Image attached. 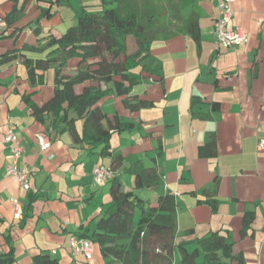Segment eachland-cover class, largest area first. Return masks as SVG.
Returning a JSON list of instances; mask_svg holds the SVG:
<instances>
[{"label":"crops","instance_id":"1","mask_svg":"<svg viewBox=\"0 0 264 264\" xmlns=\"http://www.w3.org/2000/svg\"><path fill=\"white\" fill-rule=\"evenodd\" d=\"M96 5L102 11L106 8L101 0H25L17 24L21 31L0 26V56L24 44L36 47V22L41 30L37 39L47 32L58 36L61 33H56L54 26L64 21V13L73 15L72 26L76 16L101 13ZM229 7L228 28L243 30L246 37L242 44L230 49L216 44L213 24L218 0H181L183 20L192 13L198 18L200 41L197 44L181 33L152 44L153 64L160 68L163 81L144 79L130 93L152 106L130 112L113 96L100 105L108 114L116 113L121 122L134 125L132 130L113 133L109 141L113 156L123 157L113 174L125 189L132 187V178L121 169L136 162L150 166L161 144V154L155 160L159 185L136 193L150 204L166 193L175 196L177 242L217 232L227 234L232 255L243 259L221 257L222 262L264 264V150L257 149L258 142L264 140V0H232ZM9 8V0H0V17ZM41 8H48L51 17L39 18ZM121 43L128 54L136 50L131 37ZM49 51L19 54L35 59ZM74 69L72 59L61 72ZM44 80V85L30 89L18 57L0 66V254L11 246L16 264H32L33 254L45 252L54 253L59 264H71L68 235L84 230L91 233L93 220L110 201L108 181L93 179L94 167L108 166L110 160L100 158L98 149L90 152L84 143L74 144L67 132L54 134L46 123L34 120L23 102L21 96L33 91L30 98L37 105L51 96L52 69ZM81 127L82 122L76 121L78 133ZM9 128L17 133L22 149L19 166L30 171L29 191H22L5 175L9 150L3 136ZM39 136L48 140L47 148L39 147ZM212 136L216 156L199 158L198 148ZM12 198L18 203L20 219L14 218ZM206 198L216 201L214 210L203 202ZM247 212L254 215L253 221L241 235L242 216ZM189 231L192 235H185ZM76 261L85 264L81 258ZM87 262L106 264L97 246ZM177 262L175 255L174 264ZM196 264H202L201 253Z\"/></svg>","mask_w":264,"mask_h":264},{"label":"trees","instance_id":"2","mask_svg":"<svg viewBox=\"0 0 264 264\" xmlns=\"http://www.w3.org/2000/svg\"><path fill=\"white\" fill-rule=\"evenodd\" d=\"M19 1L9 0V10L0 17L4 29L19 30L17 24L22 20L25 0L20 6ZM101 5L106 7L101 13L76 16L75 23L58 36L47 32L37 39L41 30L36 22L33 29L36 47L24 44L21 49L6 51L0 56V66L17 57L21 60L30 89L44 85L45 74L52 69L53 90L47 100L40 105L33 103L30 97L34 91L21 96L31 116L42 125L46 123V128L54 134L67 132L74 144L84 143L90 152L98 149L100 158L110 160L108 166L103 165L111 173L107 180L110 201L93 220L91 233L84 230L69 234L68 240L73 235L90 241L93 250L98 247L106 264H174L175 255L178 256L177 264H196L199 253L202 254V264H227L221 261V257L241 262L240 255H232L233 245L227 234L217 232L176 242L177 204L174 195L166 193L153 204L137 195L136 192L141 190H154L160 183L155 160L161 154V144H158L150 166L136 162L121 169V173L132 177V187L125 189L119 176L113 174L120 168L123 157L121 154L113 156L109 141L113 133L132 130L134 125L121 122L116 113L108 114L100 105L104 98L113 96L120 99L130 112L152 106L147 100L130 96L132 88L144 79L163 81L160 68L153 64L152 44L181 33L198 44L197 16L192 13L183 20L181 0H101ZM50 17L48 8H41L39 18ZM126 37H131L136 45L131 54L121 43ZM47 49L50 51L42 58L30 59L19 54L20 51L42 53ZM72 59L75 60L74 71L63 74L62 68ZM78 120L82 122L80 133L75 128ZM215 147L212 136L198 148L197 156L213 158L216 156ZM203 202L215 209L213 198H206ZM135 210H138L136 224L133 222ZM253 217L252 213H244L241 235L246 233ZM185 235L192 233L189 231ZM53 254L35 253L31 262L59 264ZM70 255L71 264H77L76 258L81 256H73L71 252ZM0 264H16L11 246L0 254Z\"/></svg>","mask_w":264,"mask_h":264},{"label":"built area","instance_id":"3","mask_svg":"<svg viewBox=\"0 0 264 264\" xmlns=\"http://www.w3.org/2000/svg\"><path fill=\"white\" fill-rule=\"evenodd\" d=\"M232 0H218L217 16L215 17L213 30L216 44L224 49L234 48L242 44L245 40V33L241 28L229 29L228 24L231 20L230 3ZM3 24L0 23V26ZM39 147L45 149L48 147V140L43 137H38ZM3 143L8 147L9 163L5 168V175L13 178L22 191H29V174L30 171L25 166H19V161L22 155V149L18 142V135L13 128H9L3 136ZM259 151L264 150V140L257 144ZM52 157V156H50ZM111 177V173L107 171L103 165H97L93 169V179L97 183H102ZM11 204L15 207L14 218L20 219L21 212L16 199H11ZM68 247L73 256L82 255L89 259L93 254L92 243L88 240L70 236L68 240Z\"/></svg>","mask_w":264,"mask_h":264},{"label":"rangeland","instance_id":"4","mask_svg":"<svg viewBox=\"0 0 264 264\" xmlns=\"http://www.w3.org/2000/svg\"><path fill=\"white\" fill-rule=\"evenodd\" d=\"M96 6H97L96 11H98V13L100 11H102V9H101V7L99 5H96ZM96 11H94V12L97 13ZM63 16H64V21L63 22H59L58 21V23H56L55 26H54V30H55L56 33H63L73 22V15L72 14H70V15L67 14L66 15L64 13ZM126 175L128 176V178H130V179L132 178L130 175H128V174H126ZM137 219H138V210H135L134 211V215H133L134 224H136ZM176 242H177V239H176ZM79 256H81L79 258H81L83 261H85V264H88V262H87L88 259L87 258L83 257L82 255H79Z\"/></svg>","mask_w":264,"mask_h":264}]
</instances>
